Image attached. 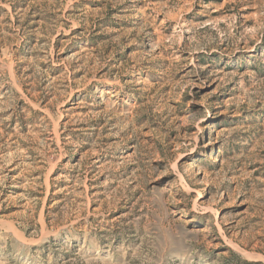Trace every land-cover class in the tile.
Listing matches in <instances>:
<instances>
[{"label": "rangeland", "instance_id": "rangeland-1", "mask_svg": "<svg viewBox=\"0 0 264 264\" xmlns=\"http://www.w3.org/2000/svg\"><path fill=\"white\" fill-rule=\"evenodd\" d=\"M0 264H264V0H0Z\"/></svg>", "mask_w": 264, "mask_h": 264}]
</instances>
